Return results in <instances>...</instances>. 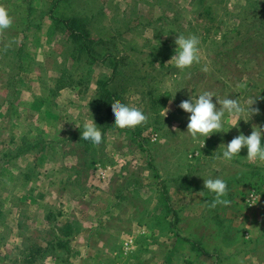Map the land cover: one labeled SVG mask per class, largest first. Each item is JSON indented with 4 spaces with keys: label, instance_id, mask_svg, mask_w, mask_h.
<instances>
[{
    "label": "rangeland",
    "instance_id": "rangeland-1",
    "mask_svg": "<svg viewBox=\"0 0 264 264\" xmlns=\"http://www.w3.org/2000/svg\"><path fill=\"white\" fill-rule=\"evenodd\" d=\"M0 5L12 17L0 30V264H69L87 220L97 222L92 245L120 250L118 264L163 255L154 236L177 237L174 264L197 261V251L178 256L182 236L197 248L227 243L242 262L264 264V161L249 160L246 147L220 155L235 126L193 142L178 106L205 89L255 98L258 111L245 112L239 130L264 125V0ZM178 33L200 37V60L184 70L169 60ZM112 100L142 107L147 119L115 126ZM85 117L102 133L98 147L80 138ZM201 175L223 176L230 203L210 206Z\"/></svg>",
    "mask_w": 264,
    "mask_h": 264
},
{
    "label": "clouds",
    "instance_id": "clouds-1",
    "mask_svg": "<svg viewBox=\"0 0 264 264\" xmlns=\"http://www.w3.org/2000/svg\"><path fill=\"white\" fill-rule=\"evenodd\" d=\"M11 24L12 17L8 9L0 5V30L9 27ZM175 45V51L169 60L177 68L184 70L200 60V37L198 35L178 33L175 38ZM175 93L176 91L171 95L172 98H174ZM254 99L248 98L241 101L238 96L233 98L230 95L221 98L214 91L205 89L195 95L190 93L187 98L179 102L178 106L188 113L186 132L191 136L193 142H200L202 146L205 143V137L215 132L228 131L235 126L238 129V134L226 143L221 142L224 147L220 155L230 160L234 156L240 155L242 147H246V156L249 160L264 161V142H262L264 125L254 124L250 133L245 134L239 130L238 124L245 112L252 114L258 111L257 108L252 107ZM111 112L114 117L113 124L119 128L134 127L147 119V114L142 107L132 106L122 101L113 103ZM82 129L80 138L84 141L95 147L102 143V133L94 118L85 117L82 122ZM202 177L204 188L213 194L210 206L230 203V200L226 198L228 181L223 176L208 175Z\"/></svg>",
    "mask_w": 264,
    "mask_h": 264
},
{
    "label": "crops",
    "instance_id": "crops-1",
    "mask_svg": "<svg viewBox=\"0 0 264 264\" xmlns=\"http://www.w3.org/2000/svg\"><path fill=\"white\" fill-rule=\"evenodd\" d=\"M79 137H77L76 139H67L65 140L66 142H73V144L75 143V140H78ZM57 144H61L59 143V141H56ZM68 144V143H67ZM43 150L41 151L40 154H29V156H32L31 158L35 159V155L38 156L37 158V163H39L41 165V159L43 158ZM64 156H68L67 154H64ZM30 157H28V160H33ZM60 158L62 159V157L60 156ZM27 160V158H24ZM58 159V156L54 157V160ZM97 190V189H96ZM98 191V190H97ZM93 195L94 192H91ZM90 194L86 193V198H89ZM65 197L67 198L66 200H68V202L70 203L71 207H75L77 206L76 204V200L77 199H73V196L69 195V194H65ZM91 200V199H90ZM89 201V199H88ZM87 201V202H88ZM86 203V202H85ZM77 210V208H75ZM86 209V208H85ZM91 212V211H90ZM173 222V220L171 221ZM97 224L96 221L94 220H87L82 222L81 225V230L79 231L78 235L76 236V240L71 243H75V246L73 244V247L75 250H73V253L71 255V257L69 258V264H118L119 263V259L120 257L118 255H120V250H110V252H108L107 250H101V246L99 248V246H94L92 245L93 242H91V237L89 236V232L91 231V227L95 226ZM13 224H11L12 226ZM15 225L17 226V221H15ZM46 226V225H43ZM199 235V239H200ZM166 241L161 240V238L159 237V239L157 238V236L152 237V240L150 242H162L166 245L165 251L163 255H152V262L151 264H174V256H175V251L173 250V248H171L172 245H170V241H172V239L177 238V237H165ZM106 240H101L97 241V244L101 245L103 243H105ZM120 241V240H119ZM117 242V245H119L120 247V242ZM192 239L187 236V237H183L182 239H178L176 243H181L182 248L179 250V252H177L178 256L181 255L180 259L184 258L187 259L188 258V253H191V251H197V261L195 262V264H247L242 262V256L241 254L239 255V253L237 252L236 249L231 250L228 249L229 246H227V243H225L223 245V247L220 249V246H212V248H207L205 244L201 243V247L202 248H197L195 245H193L192 243ZM119 243V244H118ZM199 243V241H198ZM174 249H176L174 247ZM197 249V250H195ZM111 255L114 258V261L108 262L106 261L107 258ZM250 263V262H249Z\"/></svg>",
    "mask_w": 264,
    "mask_h": 264
},
{
    "label": "trees",
    "instance_id": "trees-1",
    "mask_svg": "<svg viewBox=\"0 0 264 264\" xmlns=\"http://www.w3.org/2000/svg\"><path fill=\"white\" fill-rule=\"evenodd\" d=\"M73 41H74V40H73ZM107 98H108V97H107ZM107 101L109 102V101H110V98H108ZM112 101H113V103L116 102V100H112Z\"/></svg>",
    "mask_w": 264,
    "mask_h": 264
}]
</instances>
